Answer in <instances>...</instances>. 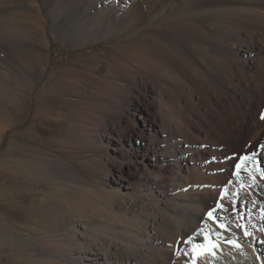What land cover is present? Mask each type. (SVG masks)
<instances>
[{
    "label": "rangeland",
    "instance_id": "374dc122",
    "mask_svg": "<svg viewBox=\"0 0 264 264\" xmlns=\"http://www.w3.org/2000/svg\"><path fill=\"white\" fill-rule=\"evenodd\" d=\"M208 1L0 0V264H189L167 249L184 198L229 235L235 210L264 264V149L148 44Z\"/></svg>",
    "mask_w": 264,
    "mask_h": 264
},
{
    "label": "bare ground",
    "instance_id": "6f19581e",
    "mask_svg": "<svg viewBox=\"0 0 264 264\" xmlns=\"http://www.w3.org/2000/svg\"><path fill=\"white\" fill-rule=\"evenodd\" d=\"M208 5L212 12L202 28L154 27L147 33L149 42L144 35L141 39L153 46H167L164 59L183 77L195 70L204 74L203 84L217 85L224 99L214 100L218 121L224 119L225 128L233 127L249 145L264 149V0H209ZM154 120L160 123L158 116ZM189 201L184 198L175 203L172 214L180 217V228L167 246L170 253L188 251L189 264H260V249L250 248L249 256L241 261L243 255L230 243L246 239L235 210L230 215L236 218L231 224L236 231L229 235ZM249 241L255 244L253 238ZM209 242L217 247L211 249ZM197 246L202 255L194 251Z\"/></svg>",
    "mask_w": 264,
    "mask_h": 264
},
{
    "label": "snow or ice",
    "instance_id": "6c2138e0",
    "mask_svg": "<svg viewBox=\"0 0 264 264\" xmlns=\"http://www.w3.org/2000/svg\"><path fill=\"white\" fill-rule=\"evenodd\" d=\"M248 158L247 157H245L244 158V160H247ZM239 170H240V165H237V174L239 173ZM208 215H209V217L211 218L212 217V213L211 212H209L208 213ZM246 235H247V233H245ZM205 239H207V237H205ZM210 243V248L211 249H214V248H216L217 247V245L215 244V243H211V242H209ZM230 243H232L235 247H239V244H237L235 241H230ZM194 251L198 254V255H202L203 254V252L201 251V246H197L195 249H194ZM214 254V253H213Z\"/></svg>",
    "mask_w": 264,
    "mask_h": 264
}]
</instances>
